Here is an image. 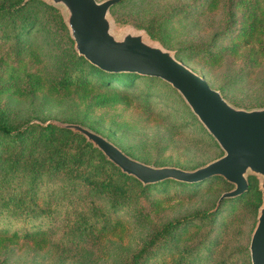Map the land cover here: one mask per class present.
Instances as JSON below:
<instances>
[{
  "label": "rangeland",
  "instance_id": "374dc122",
  "mask_svg": "<svg viewBox=\"0 0 264 264\" xmlns=\"http://www.w3.org/2000/svg\"><path fill=\"white\" fill-rule=\"evenodd\" d=\"M63 10L60 4L32 0L23 10L33 19L29 28L0 27V109L10 123L19 129L52 119L79 123L154 166L192 169L222 154L181 95L161 79L139 76L125 89L118 85L124 91L121 101H91L90 94L102 89L92 75L90 90L76 85L74 75L87 69L75 62L69 28L59 21ZM107 16L114 36L141 32L231 105H264V0H120ZM251 18L262 29L234 38ZM204 47L214 54L208 56ZM65 72L70 80L61 84ZM62 135L50 143L38 138L26 143L33 154L54 146ZM20 146L26 144L0 137V233L27 234L0 245V264H128L167 221L188 216L194 220L185 231L155 243L164 247L142 264H173L185 247L193 250L180 264H250L247 247L258 209L251 207V194L233 206L221 204L211 220L194 215L215 209L220 192L227 190L220 179L196 187L167 183L148 189L152 202L139 212V204L130 201L110 205L97 187L50 169ZM247 175L255 176L259 188V175Z\"/></svg>",
  "mask_w": 264,
  "mask_h": 264
},
{
  "label": "water",
  "instance_id": "95a60500",
  "mask_svg": "<svg viewBox=\"0 0 264 264\" xmlns=\"http://www.w3.org/2000/svg\"><path fill=\"white\" fill-rule=\"evenodd\" d=\"M47 1L63 6V19L79 55L101 69L136 72L168 82L223 152L193 169L154 166L130 157L107 138L81 124L56 119L44 124L50 122L82 134L106 159L142 184L164 178L190 182L220 175L232 184L220 194V199L241 194L247 189L246 174H258L262 196L248 250L250 264H264V105L250 109L231 105L204 77L175 58L170 50L146 41L141 32L126 31L120 37L114 36L107 13L120 0Z\"/></svg>",
  "mask_w": 264,
  "mask_h": 264
},
{
  "label": "trees",
  "instance_id": "16d2710c",
  "mask_svg": "<svg viewBox=\"0 0 264 264\" xmlns=\"http://www.w3.org/2000/svg\"><path fill=\"white\" fill-rule=\"evenodd\" d=\"M31 1L32 0H13L11 2L0 1V27L13 25L14 27H18L19 32L29 28L33 23V19L30 15L24 13L23 10L25 6ZM58 15L60 23L62 25L65 24L63 16L61 14ZM243 23L245 24L240 25V27L237 29L238 31L236 30L233 36L234 38H249L251 37L256 28L262 29L263 27L257 22L256 18H251L250 20L244 21ZM260 42H263V40H260ZM232 45L234 46L235 44ZM261 45L264 46V44ZM202 50L204 53L208 54V56L214 54L211 48L204 47L202 48ZM74 59L76 63L84 64L85 68L87 69V73L85 74H82L79 71L77 74L74 75V79L76 81L77 86H80L85 91H88L93 87V85L90 84L91 79L89 78V76L92 75L98 78V87L102 90H98L90 94V100L95 101L96 103H103L108 99L111 102L121 101V97L124 95V91L122 89L131 86L136 77L148 76L161 79L156 76L142 75L136 72L101 69L88 62L82 55L79 54L75 55ZM70 75L71 74L68 72L61 74L58 82L61 84L66 83L68 80H70ZM165 83L169 84L166 81ZM118 85L121 86L122 89L119 88ZM144 101H147L146 96L144 97ZM58 134L63 135L59 136V141H57L54 146L50 148L39 149L37 152H34L33 150V154L32 146H29L26 143V141L37 138L44 141H48L50 143L54 138L57 137L54 135ZM0 137L7 138L10 141H14V143L16 144L25 143L26 147L23 148L22 146H20V151L26 149L28 156L30 155L32 157H35L34 159L36 160L43 161L46 166H50V169L62 171L74 181H79L81 183H90L91 185L97 187L100 191L104 192L106 195L109 196L111 200L110 205L130 201L132 204H139L137 206L139 212L143 211L146 203L149 202L151 204L152 201L148 200L147 193L148 189H150L152 186L165 185L167 183H176L196 187L204 181L220 179L221 182H223L225 189L229 190V188L232 187V185L220 175H211L203 180L190 182L181 181L174 178H164L155 182L142 184L138 179L131 175L123 173L111 161L106 159L102 152L98 148L94 147L91 142L87 141L82 134L78 132H73L68 128L56 126L52 123H47L44 125L32 123L31 125H27L19 129L16 125H13L9 122V120L5 117L1 109ZM123 152L131 156L126 151ZM246 178L247 189L244 192L234 197H222L218 199L220 194L223 191H226L223 190L222 192H220L219 196L217 197L214 203V210L196 212L194 216L200 218H211V220H213V218H215L216 216L217 210L220 209L221 204L228 202L230 206H233L237 200L242 199L248 193L251 194V207L253 210H256L261 203V191L257 186L255 176L247 175ZM190 220L194 219L188 216L181 219L179 218L167 221L159 230H157L153 234L151 239L148 241L150 242L149 244L146 245L145 243L130 256L128 264H142L147 257L153 256L159 251V249L164 247L160 246L155 248V243H160L164 240H168L169 238L171 239V237L173 238V236L175 235H177L178 237L181 233L185 231L186 225L190 223ZM25 235L27 234H19L16 229H14L8 234L0 233V245L3 242H15L19 239L20 236L22 237ZM149 246L150 249L153 250L152 252H148L149 248L147 247ZM192 250L193 248L189 249L185 247V250L182 252L181 256L178 257V260L176 259V262H174L173 264H180L181 260L185 259V257H187V254L191 253Z\"/></svg>",
  "mask_w": 264,
  "mask_h": 264
}]
</instances>
